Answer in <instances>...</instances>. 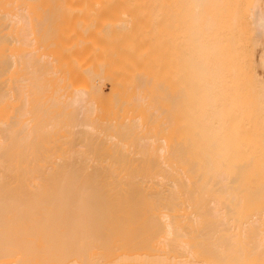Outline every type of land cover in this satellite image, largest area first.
Instances as JSON below:
<instances>
[{
	"label": "bare ground",
	"instance_id": "bare-ground-1",
	"mask_svg": "<svg viewBox=\"0 0 264 264\" xmlns=\"http://www.w3.org/2000/svg\"><path fill=\"white\" fill-rule=\"evenodd\" d=\"M133 21L136 26L134 33ZM133 42L136 46L132 54ZM175 175L185 180L187 178V182L181 180L182 186L185 184L183 182H186L187 188L190 183L200 191L211 189L209 194L217 192L216 194H221L222 197H229L227 199L229 201L223 199V201L219 200V203L213 195L212 197L208 195L214 198L213 201H209L213 205H209L208 209V204L205 209L204 205L200 206L203 210H197L199 211L197 214L191 215L190 212V217L186 215L187 219L184 218V221L188 220L186 222L182 220L183 216L180 217L181 221L178 219L175 222L172 221L171 216H168L171 217L170 220L168 218L165 220L164 217L167 215L162 214L159 218L163 217L165 223L169 220L165 229L160 225L161 220L158 225L149 224L147 220L148 224L145 222L144 225L145 229L150 227L149 234L151 229L160 228L153 233L157 236L165 233L166 237L162 236L165 238L162 240L163 243L166 239L171 241L175 238L176 242L168 241L169 244L168 242L165 244L163 249L164 252L166 250L165 254H161L163 251L161 250L159 255L160 248L156 249L157 255L152 256L155 249L152 248L151 254L148 255L147 250L148 253L143 250L140 253L141 248H136L138 251L135 252L139 254L138 257L137 255L134 257L132 248L131 256L130 254L127 256L130 258L124 257L123 260V257L118 255L119 252L115 253L117 251L115 246V257L110 261L108 255L101 261H110L107 264H264V0H138L137 16L131 11V0H0V186L11 187L18 183L20 185L17 187L33 188L32 185L36 184L37 187L41 183L38 180L40 177H59L60 181L59 178L45 179L40 187L45 186L47 193L51 194V190L61 184L65 189L66 185L67 188L79 185L84 187L86 183L89 186V183H93L91 186H96L97 188L94 189L99 191L98 188L105 185L108 188L109 185L112 186L111 181L116 180L114 184L118 187L116 182L120 184V181L124 180L109 181L110 177H133L136 178L131 179L134 183L125 180L126 182L123 181L120 185L125 187L136 185L137 188L135 183H141L138 185L144 184L145 188H148L147 185L150 183L158 186L162 179L163 187L170 189L171 186L176 185L175 183H180V179L173 182L174 185L169 182L168 178ZM94 176L96 179L105 177L107 179L102 178V180L109 182L95 179V181L90 179V182L86 179L81 180V177ZM12 177L29 179L31 177L34 180L8 179ZM163 178L168 180V186L165 184L167 180ZM45 182L48 185L52 184L50 185L52 188L46 187ZM114 184L110 186L112 189ZM60 186L58 191H62ZM87 186L85 190L87 188L88 192ZM78 188V194L84 191L83 194L86 195L84 188L82 191ZM55 190L57 192L56 188ZM65 190L67 192V189ZM65 192L62 194L65 195ZM68 192L67 197L70 192L75 191ZM54 193L52 195L56 199ZM57 195L59 196V193ZM74 196L75 198L78 196L80 201L84 197L76 194ZM63 198L59 196L68 207L71 198L68 200V205L66 196ZM75 198L72 201L77 200V202L75 204L71 202L70 205H77L81 209L86 203V201L82 203L85 199L80 203L79 199ZM85 198L89 199V196ZM48 199L49 197L43 198L47 200L46 204L37 202L41 205L40 210L38 208L26 210L23 208L25 205L18 206L22 207L19 209L20 213L18 212L20 215L23 210L30 212L25 214L27 216L23 212L27 221L23 220V222L21 219L24 216L21 215V218L17 213L21 219L17 215H15L17 222L15 217L10 219L14 225L17 223L15 229L11 221L7 222L8 219L6 223L0 222L2 225L0 229L3 228V224H6L4 227L9 225L12 226L10 229L16 230L18 222L25 223L22 225L25 228L27 223L30 225L34 223L31 226L36 228L35 230H30L29 227L26 230L21 228L19 230L23 231H19V234L21 232L22 237L26 235L34 238L33 234L36 231H40L38 234L42 235L41 232H45L46 229L47 235H55L45 237L46 240L42 238L43 241L45 240L44 247L40 246L41 243L39 246L42 249L39 252L47 256L50 250L56 249V254L52 251L53 253L51 252L52 254L46 259L47 257L36 252L39 246L37 249L36 246H32L35 245L33 240L30 244L27 240V246L29 244V247L32 246V249L36 250L30 249L28 255V251L24 252L28 250L24 243L26 240H22L20 243L23 246L20 244L19 251L24 248V253L21 252L23 255L19 259L15 255L17 260H20L15 262L14 254L11 256L10 253L15 252L14 248L18 249L19 243H14L17 246L11 243L12 240H16L14 237L17 235L10 230L6 233V228L3 229L4 232L1 230L0 237L5 236V241H9H6L7 244L9 243L8 246L6 245L7 248L11 246L10 248L14 247V250L9 251L8 248V252L1 253L0 258L9 253L11 259L14 258L12 259L14 262L6 257V261L1 259L5 263L0 264H89L91 262L100 264V256L97 255L100 258L98 262L95 261L97 259L95 255L96 259L90 253L88 255V252L85 256L83 252L86 251L81 248L82 246L81 249L77 248V251L81 250L75 252L77 255L74 251L81 242V237L87 235L89 231L84 229L91 227V231H100L99 227L104 218L102 216L106 210H109V206L105 207V210L96 200L99 203V210L104 209V214L97 210L96 205V209L93 208L94 204L93 207L90 204L93 210L91 207L88 210L87 203L86 207L81 209L83 212L78 211L77 207L73 212L66 208L63 212L67 214L62 215L60 209L64 205L60 200L52 199L62 205L56 208L57 203L54 206L50 199V205ZM91 199L92 197L89 200ZM94 199L98 198L94 197L92 200ZM199 199L197 198L198 201ZM16 200L17 205L20 204L17 198ZM78 202L82 206H79ZM16 203L13 201V204ZM74 205L72 207H75ZM13 207L18 210L16 205ZM48 207L51 209L55 207L57 210L54 208L53 211H58L55 213L58 215L53 214V217L51 213L48 214ZM43 208L47 210L44 214ZM10 209L12 210L11 207L7 209L10 211L9 214ZM111 209L110 211L113 212L114 210ZM32 210L34 212L42 210L43 215L38 213L43 217L33 212L36 216L34 217ZM70 212L73 213H71L72 219L75 218V221L71 219ZM84 212L91 217L86 216ZM111 212L109 213L112 214ZM1 213L3 214V211ZM78 213L83 214L87 220L79 219L83 216ZM90 213L93 215L99 213V216ZM116 215L118 213L114 217ZM94 218L96 221L92 220ZM61 219L63 221H59ZM127 220L130 222L131 218ZM125 221H122V227H127L132 222L124 225ZM178 222L181 224H177ZM84 223L87 228L84 227ZM95 225L99 227L96 226L98 227L96 229ZM126 227L125 231H129L127 228L133 226ZM79 231L86 234L82 235L83 233L80 234ZM105 231H102L103 235ZM122 233L121 231L119 234ZM56 234L58 238L61 237L58 241L61 240V243L64 241L68 246L67 250L62 244V249H65L63 254L62 249L60 251L58 247L55 248V245L61 244L60 241V244H57ZM88 235L87 242L84 238L82 242H86V245L89 242L92 245L93 241L90 239L98 236H91L89 232ZM167 235L170 238H167ZM100 236L102 237V233ZM153 236L155 238V235ZM52 237H55V240L54 238L52 240ZM106 237L104 239L107 242ZM9 238L13 239L8 240ZM49 238L56 244L51 243ZM37 239L39 244L41 239L39 236ZM71 239L74 246L77 243L74 250L69 247L71 241L68 240ZM101 240L98 238L97 244ZM124 241L121 240L122 243ZM48 243L52 248L50 245L45 248ZM149 244L154 247L156 242ZM160 244L161 241L157 246ZM167 245L171 246H168L171 250L176 245V252L174 251L173 255L168 254L170 250L167 253ZM127 246L119 251L130 247ZM83 247L90 251L87 246L83 245ZM102 247L105 248L104 245ZM112 250L110 252L114 254ZM2 251L4 252V250L0 252ZM68 251L72 255H69ZM93 252L96 254L93 250L92 255ZM78 253L80 257L83 255L81 262ZM142 253H146V256L141 255ZM30 254L34 255H31L33 259L35 256L40 259V262L37 259L36 261L32 259L34 262L30 261ZM26 255L28 259L25 258L23 262L21 259ZM116 255L120 258L117 259ZM68 256L76 258L65 263L70 259ZM89 257H92V261ZM8 260L11 262H7Z\"/></svg>",
	"mask_w": 264,
	"mask_h": 264
},
{
	"label": "rangeland",
	"instance_id": "rangeland-1",
	"mask_svg": "<svg viewBox=\"0 0 264 264\" xmlns=\"http://www.w3.org/2000/svg\"><path fill=\"white\" fill-rule=\"evenodd\" d=\"M131 11L133 12V14H134L135 16H137V13H138V0H131ZM224 13H225V12H224ZM135 30H136V26H135V22L133 21L132 32L134 33ZM135 46H136V45H135V43L133 42L132 47H131V49H132V54H133V49H134ZM95 177H96V176H94V177H85V178H84V177H81V180L83 179V181H84V179H86V180H89V182H90L91 180H93V181H95V180H96V181L100 180V181H101L102 178H103V177H100V178L97 177V179H96ZM17 178H18V179H17ZM26 178H28V177H26ZM26 178H25V177H24V178H23V177H22V178H21V177H14V178L12 177V178H8V179H9V180H10V179H12V180L17 179V180L21 181V180H23V179L27 180ZM58 178H59V177H58ZM58 178H57V177H56V178H55V177H49V178H47V177H44V178H43V177H40V178H38V180H40L41 183L38 184L39 186L37 185V187L35 186L36 184H35V185H32L33 188H32L31 186H30L29 188H28L27 186H23V187H20V186H19V187H20V188H19V187H17L18 185H20V184H18V183H17V185L14 184V185H16V187H15L14 185H12V186H11L12 188H11L10 186H5L4 188H3L2 186H0V187H1V188H0V198H1V200H0V205H1L0 209H1L2 207H5V209H4V208L1 209V210L3 211V214L1 213V214H0V217H1V215H2L3 217H1V221H0V222L4 221V222L6 223V220H7V219H8L7 222H9V221H11V220H10L11 218H14V217H15V215H17L18 218H20L21 215H23V212H24V215H25L26 213L30 214L29 211H25V210H23V212H21L22 214L20 215V214H19V213H20V210H19V209L22 208V207H18V206H20V205H21V206L25 205V207L23 206V208L26 209V210H27V209H30V208H31V209H34V210H35L36 208H38V209L40 210V209H41V207H40L41 205H39V204H43V203L46 204V202H47V200H43V198L45 199V198L49 197V199H48V203H49V204H50V201H49L50 199H51V201H53V200L55 199L54 196L52 195V193H54V192H55V193H54V194H55V197H57L56 199H59V196H60L62 199H64L63 196H64V197L66 196V199H65V200H67V205H68V200H70V198H71V200L69 201V205H68V207L65 205V204H66L65 201L62 202V199H59V200H60V202H61L64 206H62L61 204H58L59 202H58V203H57V202H54L56 199H55L53 202H51V204H55V203H57V206H56V204L54 205V206H56V208L62 206L61 209L59 208V209H60V212H61V210H62V213H63L62 215H65L66 212L64 213L63 211H65L66 208H67L66 210H68V211H70V210H71L72 212L75 211V208L77 207V205H74V204H75V202H77V200H73L74 202L72 201V199L75 198V196H74L75 194H76V195H79V197H80V196H84V197H82L81 201H80V199L78 198V196H77L75 199H79V202H80V203L82 202L83 199H85L84 202H82V203H85V201H86L85 205L88 203V205H89V206L87 205L88 207H86V206L83 204L88 210H89V208H90L91 206L93 207V204H94V207H93V208H95L96 206H97L96 208H98L99 206L102 205L101 208H104L105 210H106L105 207L108 208V206H109V210H106V212H107V211L111 212L110 209L112 208L111 210H112V211L114 210V211H113L114 213L111 212L112 214H110V213L108 212V214H106V212H105V214H104V209H103V211H102V210H99V208L97 209V210L101 211L102 214H104V216H102V217H104V218H103V220H102V222H101V223L103 224V226H102V224L100 225L101 227L98 226V225H99V224H98V220H97V224H98V225H95V228H96V226H98L99 229H100V231H99V230H93V228H92V230L95 232V234H94V232L91 231V227L88 229V228L86 227V225H85L86 223H84V225H85L84 227L87 228V229H84V228H83V229H84V230H87V231L89 230L88 232H89V234H91V236H92V235H93V236L96 235V236H98L99 240H101V238H102L101 242L98 241V242H100V243H98L99 245H98L97 242H96V240H98L97 237H94V238H93L94 240H93L92 238L90 239V240L93 241V242L91 241V242L93 243L92 245H91L89 242H88L87 245H86V244H85V243L87 242L86 239L89 238V237H87V236H89V235H88V232H87V235H85L84 237H81L82 235H84V233L86 234V232H84V233L82 232V231H84L83 229H82V231H79V232H81L80 234L83 233V234L80 236V237H81V239H80L81 242L78 241V240H79V239H78L79 237H78L77 235H75V236H77V238L74 236V238L78 239V240H74V242L77 241V242H80V243H81V244L78 243V246H76L77 243L75 244L76 249H75V251H74V254L77 255L76 253H77V252H80V251H81V250H80L81 248H82V249L84 248V250L86 251V253L83 252L84 255H85V254L87 255V252H88V255H89V253H90L91 256H94V255H95V256H97V255L100 256L101 259H100L98 256H97V259H96V257L94 256V258L96 259L95 261H97V260H99V259H100V261H101L102 259H106V257H108V255H110V256H109L110 258H109L108 260L111 261V258H112V257H115V253H116V252H117V253L119 252L118 255H119V256H122V257H123L122 259L124 260V259H125L124 257H127L129 254H130V256H131V251H130V250H131L132 248H133V249H132V251H133L132 253H135V254H133L134 257H135V255H137V257H138L139 252L141 253V252H143V251H145V252L148 251V252H149L148 255H150L151 252H152V251H151L152 248H153V250L155 249V251H156V249H159V248H160V249L158 250L159 255H160V251L164 249L165 244H166L169 240L166 239V242L163 243L164 241L162 242V240H165L164 237H166V236H164L165 233H164V234L162 233L163 235L161 234V235L164 236V237H162V236H160V235L157 236L156 233H155V234L153 233V231L155 232V231L159 230L160 228L157 229V230L151 229V233L149 234V232H150V229H149V228H150V227H148L149 230H148V229H145V225L148 224V222H149V224H150V223H151V224H152V223H155V224L158 225L159 220H161V221H160V223H161L160 225H162L163 228L165 229V228H167L166 225H167V223L169 224V220L171 219V217H172V221L174 220L175 222L178 221V219L181 221V218H182V220L184 221V218H185V217H186L185 219H187V216H186V215H188V218H189V217H190L189 215H190L191 213H192L191 215H193V214H197V213H199V211L197 212V210H200V209H201V211H202V210H203V208H201V207H203L202 205H204V209H205V208H206V205L208 204V207H207V209H208V208L210 207L209 205L212 204V203H210V202L213 201L214 198H216L217 201H219V200H220V201H223V199H225L226 202L229 201V200H227L229 197L227 198L226 195H225V196H226V198H225V197L220 196L221 194H220V195L216 194L217 192H215V194H214V193L209 194V192L211 191V189H210V191H209V189L207 190V189L204 188L205 190L201 189L202 191H200L197 187H196V189H195V187H192V186H191L192 184H190V183H189V185H190L189 188H187V185H185L186 182H187V181H186L187 178H186V180H185V178H183V177H181V176H179V175H178V176L175 175V176H173V177H169V178H168V179H169V182H170V183L172 182L171 185H174L173 182H176V180L178 181V180L180 179V180H179L180 183H179V182H178V183H175L176 185L171 186L170 189H169L168 187L166 188V186L163 187L164 185H162L161 183H164V182H163L164 180L162 181V179H161V182H160V184H159V185H161V186H159V185H158V186H157V185H151V183L147 185V184L145 183V184L147 185L148 188H145L146 186H144V184H142L141 186L138 185V184H141V183H135V184H137V188H136V185H135V186H128V185H126V187L123 186V185H120V184L123 183V181H125V180H131V179L135 180L136 178L134 179L133 177H131V178H130V177H127V178H122V177H120V178H119V177H116V178H115V177H114V178L112 177V178H111V177H110V178H109V181H110V179H111V180H112V179H124V180H122V182L120 181V184L116 182V184H118V187L114 184L116 180H115V181H111V182H113V184L116 186V188H114V187H115V186H114L113 189L111 188V187L113 186L112 183H109V184H112V186L109 185L108 183H106V184L109 185V188H108L107 185H105V184H104L105 186L102 185V186H104L105 188L107 187L106 189H104V187L98 188V189H100L102 192H101L100 190H99V191L95 190L94 187H96V186H94V187L91 186V185H93V183H89L90 186H91L92 188L88 185V183H86L88 186H87V185H84V187H83V186L81 187V185L78 184L80 187H79V186H75L76 189H75L74 186H72V187H69V186H68V188H67V185H66V188H65V189H67V192H68L69 190H70V191H71V190H72V191H75V192H72V193L70 192V195L68 196L69 198L67 197V195L69 194V192H68V193L65 192V191H66V190L64 189L65 186L62 187L63 184H61V186L59 185L60 188L62 187V191H61V190L58 191L59 186H58V188H57V186H56V187L54 186V187L57 189V192H56V190H55V188H54L53 190H51V191H52V192H50L51 194H48V193H47L48 191H46L47 188H44L45 186H44V187L41 186L42 188L40 187V185L42 184V182L45 181V179H46V180H49V179H50V180H52V179L57 180ZM65 178H66V177H65ZM30 179H31V180H34V179L31 178V177H30ZM30 179L28 178V180H30ZM61 179H62V177H61ZM66 179H68V178H66ZM70 179H71V178H70ZM70 179H69V180H70ZM72 179H74V177H73ZM76 179H77V178H76ZM90 179H91V180H90ZM94 179H95V180H94ZM103 179H107V178L104 177ZM146 179H148V178H146ZM163 179H166V178H163ZM182 179L186 181V182H183V183H185V184H183L184 186H182V184H181V182H182L181 180H182ZM190 179H191V178H190ZM58 180L60 181V178H59ZM63 180H64V179H63ZM79 180H80V179H79ZM133 180H131V182H132ZM166 180H167V179H166ZM170 180H173V181H170ZM188 180H189V179H188ZM66 181H67V180H66ZM102 181L107 182L108 180H107V181L102 180ZM109 181H108V182H109ZM125 182H126V181H125ZM131 182H130V183H131ZM130 183H129V185H131V184L134 183V182H132L131 184H130ZM170 183H169V184H170ZM45 184H47V183L45 182ZM45 184L43 183V185H45ZM59 184H60V183H59ZM125 184H126V183H125ZM165 184H167V186H168V180H167V182H165ZM180 184H181V185H180ZM50 185L52 186V184H50ZM50 185L47 184L46 187H49ZM64 185H65V184H64ZM97 185H98V184H97ZM99 185H100V184H99ZM21 186H22V185H21ZM51 186H50V187H51ZM85 186L89 187V188H88L89 191L92 189V190H91L92 193H91V191H90V192L88 191V192L91 193V194H89V193L87 192V188H86V190H85ZM110 186H111V187H110ZM119 186H121L122 189H121ZM143 186H144V188H143ZM149 186H150V187H149ZM153 186H154V187H153ZM156 186H157V187H156ZM169 186H170V185H169ZM24 187H25V188H24ZM35 187H36V188H35ZM78 187H79V188H78ZM129 187H130V188H129ZM139 187H140V188H139ZM172 187H173V189H172ZM174 187H176V188H174ZM182 187H183V188H186V189H183ZM6 188H7V189H6ZM8 188H9V189H8ZM10 188H11V189H10ZM26 188H27V189H26ZM40 188H41L42 190H41ZM43 188H44V189H43ZM51 188H52V187H51ZM70 188H71V189H70ZM73 188H74V189H73ZM77 188L80 189V191H82V188H84V190H85V192H86V193H85L86 195L83 194L84 191H83V192H80V193L78 194L79 191H77ZM96 188H97V187H96ZM110 188H111V189H110ZM17 189H18V190H17ZM22 189H23V190H22ZM32 189H33V190H32ZM68 189H69V190H68ZM175 189H176V190H175ZM190 189H191V190H190ZM30 190H31V192H30ZM37 190H38V191H37ZM48 190H50V189L48 188ZM186 190H187V191H186ZM197 190H198V191H197ZM1 191H2V192H1ZM94 191H96V193H94ZM5 192H6V193H5ZM62 192H63V193L65 192V195L62 194ZM179 192H180V193H179ZM196 192H197V193H196ZM212 192H213V191H212ZM57 193H59V196L57 195ZM60 193H61V194H60ZM66 193H67V194H66ZM102 193H103V194H102ZM198 193H200L201 196H200ZM218 193H220V192H218ZM73 194H74V195H73ZM87 194H88V195H87ZM93 194H94V195H93ZM95 194H97V195H95ZM98 194L101 195V196H99ZM192 194H193V195H192ZM56 195H57V196H56ZM72 195H73L74 197H73ZM91 195H93V196H91ZM178 195H179V196H178ZM202 195H203V196H202ZM204 195H206V197H204ZM208 195H209L210 197H212L211 195H213L214 198L212 199V198H210ZM223 195H224V194H223ZM1 196H2V197H1ZM20 196L22 197V199H21ZM51 196H53L54 199H53ZM70 196H71V197H70ZM87 196H89V199H90L91 197H92V199H93L94 197H95V198L97 197L98 199H94V200L91 199V200H89V199L87 198V199L89 200V201H88V200L85 198V197H87ZM18 197H19V198H18ZM50 197H51V198H50ZM155 197H156V198H155ZM199 197H201V198L199 199ZM202 197H203V198H202ZM208 197H209L210 199H209ZM3 198H4V199H3ZM13 198H14V199H13ZM16 198L19 200L18 203H20V204H18V205H17V203H16V202H17ZM24 198H26V200H25ZM67 198H68V199H67ZM100 198H101V200H100ZM190 198H191V199H190ZM197 198L199 199L200 202L197 200ZM220 198H221V199H220ZM28 199H29V200H28ZM38 199H39V200H38ZM52 199H53V200H52ZM201 199H202V200H201ZM208 199H209V200H208ZM216 199H215V200H216ZM21 200H22L23 202H22ZM32 200H33V201H32ZM35 200H36V203H35ZM41 200H42V203H41ZM59 200H58V201H59ZM96 200H98V201L100 202V204L98 203V201L96 202ZM181 200H182V201H181ZM210 200H211V201H210ZM225 200H224L223 203H225ZM1 201H2V202H1ZM11 201H12V202H11ZM13 201H14V203H16V204H13ZM15 201H16V202H15ZM25 201H29V202H25ZM56 201H57V200H56ZM87 201H88V202H87ZM90 201H91L92 203H91ZM94 201H95V203H94ZM102 201H103V202H102ZM194 201H195V202H194ZM197 201H198V202H197ZM201 201H203L204 203L201 202ZM209 201H210V202H209ZM220 201H219V203H220ZM9 202H11L12 204L9 203ZM21 202H22V203H21ZM37 202H38L39 204H38ZM64 202H65V204H64ZM71 202L74 203L73 205H74L75 207H72L73 205H70ZM79 202H78V203H79ZM180 202H181L182 205L179 204ZM185 202H186V204H185ZM215 202H216V201H215ZM215 202H213V203H215ZM26 203H27V204H26ZM78 203H77V204H78ZM80 203H79V204H80ZM96 203H97V204H96ZM175 203H176V204H175ZM177 203H178V204H177ZM195 203H196V204H195ZM223 203H222V204H223ZM5 204H7L9 207H7V205L5 206ZM10 204L13 205V206L16 205V207H18V210H17L15 207L11 206ZM32 204H33V205H32ZM36 204H38V205L36 206ZM45 204H44V205H45ZM51 204H50V205H51ZM79 204H78V205H79ZM90 204H92V205L90 206ZM98 204H99V206H98ZM174 204L177 205V206L175 207ZM187 204H188L189 206H188ZM2 205H4V206H2ZM44 205H42V207H45V208H46V206H44ZM60 205H61V206H60ZM95 205H96V206H95ZM106 205H107V206H106ZM110 205H111V206H110ZM147 205H148V206H147ZM172 205H173V206H172ZM186 205H187V206H186ZM194 205H195V206H194ZM196 205H197V207H196ZM212 205H213V204H212ZM38 206H39V207H38ZM47 206H49V205L47 204ZM79 206H82V204H80ZM84 206H83V207H84ZM134 206H135V207H134ZM151 206H152V207H151ZM170 206H171V207H170ZM179 206H180V207H179ZM181 206H182V207H181ZM200 206H201V207H200ZM10 207L12 208V210L10 209V210H11V213L9 214L10 211H8V210H9ZM26 207H27V208H26ZM52 207H53V205H52ZM63 207H65L64 210H63ZM70 207H72V209H71ZM83 207H81V209H82ZM92 207H91V209L93 210ZM126 207H127V208H126ZM167 207H168V208H167ZM187 207H189V208L187 209ZM45 208H43V209H45ZM54 208H55V207H54ZM54 208L51 209V207H48V209H47L48 212H47L46 209H45V210L42 209L43 211H42V210H41V211L43 212V214H44V211H45V213L47 212L48 214L51 213V215L54 217V215H55V216L58 215V214H55V213H58V211H57V212H56V211H55V212L53 211ZM56 208H55V209H56ZM73 208H74V209H73ZM77 208H78L79 210H78V209H76V210H78V211H82V210L80 209V207H77ZM96 208H95V209H96ZM101 208H100V209H101ZM154 208H155V209H154ZM180 208H181V209H180ZM196 208H197V209H196ZM7 209H8V210H7ZM14 209H16L17 212H16ZM31 209H30V210H31ZM49 209H50V210H49ZM83 209H84V208H83ZM158 209H159V211H158ZM171 209H172V210H171ZM1 210H0V212H2ZM4 210H5V211H4ZM34 210H32L31 212L33 213ZM56 210H57V209H56ZM88 210H86L87 213H88ZM92 210H91V213H92ZM116 210H118V211H116ZM136 210H137V211H136ZM150 210H151V211H150ZM153 210H154L155 212H153ZM7 211H8V213H7ZM13 211H14V212H13ZM36 211H37V210H36ZM41 211H38V212L41 213ZM52 211H53V212H52ZM119 211H121V212H119ZM123 211H124V212H123ZM128 211H131V212H128ZM164 211H165V212H164ZM18 212H19V213H18ZM38 212H34L35 215H36V213H37V214H40V213H38ZM60 212H59V213H60ZM72 212H70V214H71ZM82 212H83V211H82ZM95 212H96V211H95ZM95 212H93V214H95ZM158 212H159V213H158ZM172 212H173V213H172ZM174 212H175V214H174ZM190 212H191V213H190ZM194 212H196V213H194ZM5 213H7V214H5ZM17 213L20 215V217H19V215H18ZM32 213H31V214H32ZM34 213H33V215H34ZM68 213H69V212H68ZM91 213H90V214H91ZM117 213H118V215H116V216L114 217V215L117 214ZM119 213H120V215H119ZM121 213H122V214H121ZM123 213H124V214H123ZM127 213H128V214H127ZM129 213H130V214H129ZM132 213H134V214L131 215ZM155 213H156L157 215H156ZM176 213H177V214H176ZM179 213H180V214H179ZM187 213H188V214H187ZM8 214H9V215H8ZM13 214H14V216H13ZM41 214H42V213H41ZM41 214H40V215H41ZM43 214H42V215H43ZM53 214H54V215H53ZM66 214H67V213H66ZM72 214H73V213H72ZM72 214L70 215V216H71V219H72ZM78 214L83 216V214H80V213H78ZM84 214H85V212H84ZM93 214H91V215H93ZM97 214H98V215H97ZM135 214H136V215H135ZM162 214H163V216H164V214L167 215V217L165 216L166 218L164 217L165 220H167V218H168V219L170 218V219L168 220V222L166 221V223H165V222H164L165 220L162 219L163 217H162V218H159V217H161ZM173 214H174V215H173ZM5 215H6V216H5ZM24 215H23V216H24ZM35 215H34V217H36ZM42 215H41V216H42ZM51 215H49V216H51ZM59 215H61V213H60ZM62 215H61V216H62ZM68 215H69V214H68ZM79 215H78V216H79ZM85 215H86V214H85ZM96 215L99 216V213H96ZM96 215H93V216H96ZM109 215H110V217H108ZM112 215H113V217H112ZM121 215H122V216H121ZM127 215H128V216H127ZM154 215H156V216H154ZM175 215H176V217H175ZM8 216H9V217H8ZM17 216H16V217H17ZM25 216H27V215H25ZM25 216L23 217L24 219H23L22 217H21L22 219H21V218H20V219H21L22 221H23V220H26V221H27V219H25ZM29 216H30V215H29ZM45 216H48V215H45ZM70 216H69V217H70ZM74 216H76V215L74 214ZM86 216H88V215H86ZM93 216H92V217H93ZM123 216H125V217L127 216L128 218L126 217V218L124 219ZM131 216H132V217H131ZM150 216H151V218H150ZM157 216H158V218H157ZM168 216H171V217H168ZM173 216H174V217H173ZM178 216H179V217H178ZM181 216H183V217H181ZM4 217H5L6 219H5ZM7 217H8V218H7ZM16 217H15V220H16ZM39 217H40V216H39ZM42 217H43V216H42ZM59 217H60V216H59ZM66 217H68V216H66ZM88 217H91V216H88ZM88 217H87V218H88ZM100 217H101V216H100ZM106 217H108L109 219H108V218L106 219ZM111 217H112V218H111ZM143 217H144V218H143ZM180 217H181V218H180ZM3 218H4V220H3ZM28 218H29V217H28ZM48 218H49V217H48ZM51 218H52V217H51ZM62 218H63V217H62ZM77 218H78V217H77ZM96 218H98V217H96ZM114 218H115L116 220H115ZM130 218H131V221H132V222L130 221L131 223L127 220V219L130 220ZM146 218H147V219H146ZM54 219H56V218H54ZM64 219H66V218H64ZM73 219H74V221H75V218H73ZM73 219H72V220H73ZM79 219H86V218H85L84 216L81 218V216H80ZM110 219H111V220H110ZM12 220H14V219H12ZM21 220H20V221H21ZM28 220H29V219H28ZM86 220H87V219H86ZM86 220H85V222H86ZM88 220H90V219H88ZM92 220L96 221L95 218L92 219ZM92 220H91V221H92ZM99 220H101V218H100ZM112 220H115V221L118 222V223H116L115 221L112 222ZM120 220H121V221H120ZM124 220H126L125 223H124V225L130 223V225L128 224L127 227H130V226H131V227L133 226V227H132V228H129V229H128L126 226L122 227V226H123L122 224H123ZM134 220H135V221H134ZM136 220H137V221H136ZM147 220H148V222H146ZM18 221H19V219H18ZM35 221H36V220H35ZM37 221H39V219H37ZM37 221H36L35 223H37ZM40 221H41V220H40ZM59 221H63V220L61 219V220H59ZM78 221H79V220H78ZM82 221H83V220H82ZM82 221H80V222H82ZM91 221H90V222H91ZM105 221H106V223H105ZM122 221H123V222H122ZM142 221H143V225H142ZM183 221H182V223H183ZM186 221H188V220H185L184 222H186ZM11 222L13 223V221H11ZM11 222H10V223H11ZM15 222H17V220H16ZM23 222H24V221H23ZM32 222H33V221H32ZM87 222H88V221H87ZM92 222H93V221H92ZM92 222H91V223H92ZM107 222H108V225H107ZM127 222H128V223H127ZM145 222H146V224H145ZM12 223H11V224H12ZM30 223H31V222H30ZM93 223H94V222H93ZM99 223H100V221H99ZM110 223H114V224H110ZM120 223H121V224H120ZM133 223H134V224H133ZM170 223H171V222H170ZM173 223H174V222H173ZM173 223H171V224H173ZM8 224H9V223H8ZM11 224H10V225H11ZM24 224H25V223L20 224V222H18V227L16 228L17 231H16V230H13V229H15L14 226H17V223H16L15 225H14V223L12 224V225H13V229H10V227H12V226H9V225H8V227H4L6 224H3V225H4L3 228L0 229V232H1V230H2V232H4L3 229L6 230V228H7V230L5 231L6 233H8V230H10L11 233H12V231H14V232H15V235H17L16 237H14V238H16V240H14V241L12 240L13 238H12V239H11V238L8 239V240H10V239L12 240L11 243L13 242V245H14V246H17V245L14 244V243H16V242H17V244L19 243V244H18V249H17V248H14V247L12 246V247L15 249V252L12 251V253H10V255H11V254H14V258H15V260H16L15 262H20V260H17V258H18V259L21 258V256L23 255L24 252L28 251L27 254L29 255V250H30V249H31L32 251H34L35 249H34V248L32 249V246H33V247H34V246L37 247V246H39V245L42 243V244L40 245V246L42 247L43 244H44L43 242L48 238L47 236L50 235V234H49V235L46 234V229H45V232H43V231L41 230V231H42V232H41L42 235H41V234H40V235L38 234V232H40V231H38V232L36 231V233L33 234V235L35 236L34 238H31V236H26V235H24V236L22 237V236L20 235L21 232H20V234H19V231L26 230V228L28 229V227L30 228V230L34 229V228L31 226V225H33L34 223H32L31 225H30L29 223H27V224H26V226H27L26 228H25L24 226H22V225H24ZM81 224L83 225V223H81ZM95 224H96V223H95ZM104 224H105V225H104ZM109 224H110V225H109ZM115 224H116V225H115ZM118 224H119V227H118ZM131 224H132V225H131ZM144 224H145V225H144ZM174 224H175V223H174ZM177 224H181V222H178ZM20 225H21V226H20ZM28 225H29V226H28ZM106 225H107V226H106ZM134 225H135V226H134ZM1 226H2V225H0V228H1ZM30 226H31V227H30ZM105 226H106V227H105ZM147 226H148V225H147ZM147 226H146V227H147ZM152 226H153V225H152ZM162 226H161V228H162ZM34 227H36V226H34ZM41 227H42V225H41ZM44 227H45V226H44ZM98 227H97V228H98ZM104 227H105V228H104ZM111 227H112V228H111ZM125 227H126L127 230H129L130 232H129V231H125V230H126V229H124ZM136 227H138L139 229L136 228ZM143 227H144V228H143ZM157 227H159V226H157ZM157 227H156V228H157ZM21 228H23V230H19V229H21ZM24 228H25V229H24ZM80 228H81V227H80ZM97 228H96V229H97ZM101 228H102V231L107 230V231L104 232V235H103V232L101 231ZM103 228H104L105 230H104ZM106 228H107V229H106ZM114 228H115V230H114ZM117 228H118V229H117ZM119 228H121V230H120ZM141 228H142V229H141ZM152 228H153V227H152ZM35 229H36V228H35ZM35 229H34V230H35ZM48 229H49V228H48ZM108 229L111 230V231H108ZM116 229H117L118 231H117ZM122 229H123V230H122ZM143 229H144V230H143ZM164 229H162V230L164 231ZM80 230H81V229H80ZM141 230H142V231H141ZM145 230H146V231L148 230V231H147L148 233H147ZM97 231H99V233H98ZM114 231H115V232H114ZM116 231H117V232H116ZM121 231H122L123 233H122V234H119ZM96 232H97V234H96ZM106 232H107V233H106ZM109 232H111V233H109ZM158 232L161 233L162 231H158ZM6 233H5V235H6ZM11 233H10V234H11ZM22 233H24V232H22ZM32 233H33V231H32ZM101 233H102V237L100 236ZM116 233L119 234V235H118L119 237L116 236V235H117ZM166 233H167V231H166ZM29 234H30V232H29ZM74 234H75V233H74ZM76 234H77V233H76ZM99 234H100V235H99ZM114 234H115V235H114ZM142 234H143L144 236H143ZM147 234H148V235H147ZM158 234H159V233H158ZM44 235H45V236H44ZM52 235H55V234H52ZM52 235H50V237H51ZM58 235H59V233H58ZM58 235L56 234V236H57L56 241H58V239H61V237L58 238ZM123 235H124L125 237H124ZM153 235H155V238H154ZM170 235H171V234H169V236H170ZM1 236H2V234H1ZM6 236H7V235H6ZM38 236H39V238L41 239V240L39 241V242H40L39 244H38V239H37ZM41 236H42V237H41ZM43 236H44V237H43ZM56 236H55V237H56ZM59 236H60V235H59ZM72 236H73V235H72ZM72 236H71V237H72ZM103 236H104V237H103ZM106 236H107V237H106ZM115 236H116V237H115ZM120 236H121V237H120ZM127 236H128V237H127ZM134 236H135V238H134ZM140 236H141V238H140ZM152 236H153V237H152ZM167 236H168V235H167ZM169 236H168L167 238H170ZM171 236H172V235H171ZM7 237H9V236H7ZM20 237H21V239H18V238H20ZM28 237H30V238H28ZM45 237H47V238L45 239ZM55 237H52V240H53V238H54V240H55ZM105 237H106V239H108V240H111V241L114 240L113 243H111L112 245H110V242H111V241L109 242V241L107 240V242H108V244H109L110 247H109V246L107 247L108 244H107L106 240L104 239ZM113 237H115V238H113ZM136 237H137V240H136ZM138 237H139L140 239H139ZM142 237H143V238H142ZM151 237H152V238H151ZM157 237H158V238H157ZM172 237L174 238V236H172ZM1 238H2V237H0V239H1ZM3 238H4V241H2ZM3 238H2V240H0V243H1V244L3 243L2 245L0 244V248H3V249H1V250H4V252L2 251V252H0V254H1V253L8 252V250H7L8 248H9V251L14 250L13 248H12V249L10 248L11 246L7 248L8 244H9V243L7 244V242H9V241H7V240H6L7 242L5 241V236H3ZM22 238H23V239H22ZM27 238H28V239H27ZM35 238H36L37 240H36ZM42 238L45 239V240L43 241ZM82 238H84L86 242H82V241H84V239H82ZM95 238H96V239H95ZM116 238H117L118 240H117ZM123 238H124V239H123ZM148 238H151V239H148ZM163 238H164V239H163ZM34 239H35V240H34ZM72 239H73V237H72ZM72 239H71V240H68V241H71V242H69V247H70V249L73 248L72 250H74L75 246L73 245V241H72ZM115 239H116V241H115ZM120 239H121L122 241H123V240H125V241L122 243ZM145 239H147V240H145ZM153 239H154V242H153ZM160 239H161V240H160ZM174 239H175V238H174ZM174 239L171 240L172 242H171V241H169V242L173 243V242L175 241ZM22 240H26L24 243H26L27 240H28L29 242H27V243H29V244H30V242H32V240H33V241L35 242V245L32 243L33 245H32L31 247H29V244H28V246H27V243H26L25 246H27L28 250H25V251H24V250H23L24 248L22 247L23 245L20 243ZM49 240H50L51 243L54 242V241H52L50 238H49ZM62 240H63V239H62ZM103 240H105V243L103 244L105 248H103V247H102L103 245H101L102 242H103ZM135 240H136V241H135ZM149 240H150V242H149ZM155 240H156V241H155ZM157 240H159V241H157ZM59 241H60V243H61V240H59ZM59 241L57 242V244H60ZM119 241H120L121 243H119ZM126 241H127V242H126ZM137 241H138V243H137ZM147 241H148L149 243H155V242H156V244H157V242H158L157 245H159V243H160V241H161V244H160V246H157L156 244H155V246L152 245V246L155 247V248H154V247H151V244H149ZM36 242H37V245H36ZM62 242H63V243H61L59 246L55 245V244H56L55 242H54L55 244H54V243H53V244L55 245V248L58 247L59 250L61 251V249H62V247H63L62 244H64V243L66 244V242H64V241H62ZM116 242H117V243H116ZM146 242H147V244H146ZM169 242H168L167 244H169ZM175 242H176V241H175ZM94 243H95V244H94ZM128 243L131 244V245H133L134 247L131 246V245H129ZM141 243H143V244H141ZM162 243H163V244H162ZM20 244L22 245V246H21V249L23 248L22 251H19V249H20ZM45 244H46V243H45ZM65 244H64V245H65ZM67 244H68V243H67ZM79 244H80V246H79ZM88 244H89V245H88ZM106 244H107V245H106ZM113 244H114V245H113ZM118 244H119V245H118ZM139 244H141L142 246L139 245ZM174 244H175V243H174ZM6 245H7V246H6ZM10 245H12V244H10ZM48 245H50V243H48L47 245H45V248H46ZM61 245H62V246H61ZM71 245H72V246H71ZM83 245H84V246H87V248H90V251H89V249H85L86 247H83ZM90 245H91V247H88V246H90ZM97 245H98V246H97ZM117 245H118V246H117ZM123 245H124V246H127V245L130 246L129 248H127L128 246L125 247V249L127 248L129 251H128L127 249H126L127 251H126V250H123L124 252H126V254H124V252H123L122 250L119 251L120 249H123V248H124ZM40 246H39V249H38V247H37L38 250H37V251L35 250V251H36L37 253H39L41 256H43V255L41 254L42 252H41V253L39 252V251L42 249ZM52 246H53V245H52ZM65 246H66V245H65ZM81 246H82V247H81ZM94 246H95V247H94ZM112 246H113V247H112ZM115 246H116V247H115ZM147 246H148V247H147ZM156 246H157L158 248H157ZM161 246H163V248H161ZM168 246H170V245H167V246H166V247H167V253H168V250H170L171 252H169L168 254L171 253L170 255H173V254L176 252V251H175V250H176V249H175V248H176V245H175V248H174V249L172 248V250H171V248L168 249ZM43 247H44V246H43ZM50 247H51V245H50ZM60 247H61V248H60ZM67 247H68V246H66L65 248H67ZM71 247H72V248H71ZM80 247H81V248H80ZM92 247H93V250L95 251L96 254H94V252H93V255H92V251H93V250H92ZM106 247H107V248H106ZM114 247L116 248L117 251H115ZM120 247H121V248H120ZM170 247H171V246H170ZM172 247H173V246H172ZM51 248H52V247H51ZM55 248H53V249H55ZM58 248H57V249H58ZM77 248H80V249H79L80 251H77ZM101 248H102L104 251H103ZM108 248H109V249H108ZM111 248H113V250H112ZM136 248H137V249H140V248H141V249L139 250L138 254L136 253V252L138 251ZM142 248H145V249H142ZM147 248H148V249H147ZM43 249H44V248H43ZM46 249H47V248H46ZM46 249H45V251H47ZM63 249H64V248H63ZM63 249H62V251H61L62 254H63L64 251H65V249H64V251H63ZM95 249H97V250H95ZM98 249H99V250H98ZM106 249H107V250H106ZM110 249L112 250L113 253H114V251H115V253L112 254V253L110 252V251H111ZM1 250H0V251H1ZM6 250H7V251H6ZM48 250H49V249H48ZM55 250H56V249H55ZM55 250H50V251H51V252H52V251L55 252ZM59 250H58V252H60ZM67 250H68V248H67ZM84 250H83V251H84ZM100 250H102L103 252L100 251ZM142 250H143V251H142ZM146 250H147V251H146ZM16 251L19 252V253H17ZM23 251H24V252H23ZM43 251H44V250H43ZM70 251H71V250H70ZM97 251H98V252H97ZM105 251H106V252H105ZM107 251H108V254H107ZM135 251H136V252H135ZM155 251L152 252L151 256H152L153 254H154V255H157L158 252H157V251L155 252ZM174 251H175V252H174ZM13 252H14V253H13ZM21 252H23V253H21ZM36 252H35V253H36ZM51 252H49V253L52 254L53 252H52V253H51ZM66 252H67V251H66ZM71 252H73V251H71ZM75 252H76V253H75ZM101 252H102V254H101ZM109 252H110V253H109ZM121 252H123L124 255H123V254L120 255ZM148 252H147V253H148ZM154 252H155V253H154ZM161 252H162L161 254H165L166 250H165V252H164V250L161 251ZM173 252H174V253H173ZM31 253H32V252H31ZM35 253H34V255H35ZM46 253H47V252H45V254H46ZM68 253H69V251H68ZM167 253H166V255H167ZM6 254H8V256H9V253H6ZM6 254H5V256H3L4 258H3V257L0 258V263L3 262L4 260L6 261L7 258H10L11 261H12V259L14 260L13 257H12V259H11V257H10V256H9V257L6 256ZM25 254H26V253H25ZM47 254H48V253H47ZM50 254L47 255V256L44 255L45 257H47L46 259H48V256H50ZM54 254H56V252H55ZM59 254H61V253H59ZM59 254H57V256H60V257H61V255H59ZM70 254L72 255V253H69V255H70ZM80 254H81V253H80ZM2 255H3V254H2ZM15 255H16L17 258L15 257ZM31 255H33V254H30V257H31ZM34 255H33V256H34ZM40 255H38V256H39L38 258H40ZM65 255H67V253H66ZM65 255H64V258H66ZM86 255H85V256H86ZM101 255H102V256H101ZM105 255H106V256H105ZM113 255H114V256H113ZM141 255H145V256H146V253H142ZM141 255L139 256V258L141 257ZM148 255H147V256H148ZM11 256H12V255H11ZM24 256H25V255H24ZM33 256H32V257H33ZM44 256H43V257H44ZM57 256H54V257H57ZM73 256H74V255H73ZM78 256L80 257L79 253H78ZM82 256H83V255H82ZM82 256L80 257L79 261L81 260ZM85 256H84V257H85ZM119 256L116 255L117 259H118ZM130 256L127 257V258H130ZM133 256H132V257H133ZM6 257H7V258H6ZM28 257H29V256H28ZM32 257H31V259H29L30 261L33 259ZM43 257H42V259H43ZM51 257H53V255H52ZM51 257H50V259H51ZM68 257H69V256H68ZM79 257H78V258H79ZM87 257H88V256H87ZM132 257H131V258H132ZM25 258H27V255H26V257H22L21 260L24 262ZM61 258H62V257H61ZM61 258H60V259H61ZM69 258H70V259H69ZM69 258H68L69 260H66L65 263H67V261L74 260V258H76V257H73V258H72V257H69ZM71 258H72V259H71ZM89 258H90V257H89ZM91 258H92V257H91ZM91 258H90V260H91ZM98 258H99V259H98ZM119 258H120V257H119ZM1 259H2L3 261H2ZM27 259H28V258H27ZM34 259H35V261H36L37 257L35 256ZM34 259H33V260H34ZM42 259H41V260H42ZM44 259H45V258H44ZM46 259H45V260H46ZM66 259H67V258H66ZM83 259H84V258H83ZM114 259H116V258H114ZM117 259H116V260H117ZM10 260H8L7 262H11ZM33 260H32V262H34ZM37 260H38V259H37ZM45 260H44V261H45ZM58 260H59V259H58ZM64 260H65V259H64ZM84 260H85V259H84ZM128 260H129V259H128ZM44 261H43V262H44ZM59 261H60V260H59ZM59 261H58V262H59ZM61 261H62V260H61ZM75 261H76V259H75ZM82 261H83V260H82ZM88 261H89V260H87V262H88ZM91 261H92V260H91ZM93 261H94V260H93ZM103 261H104V262H103ZM103 261H101V263H100V262H99V263H100V264H102V263H103V264H104V263L107 264L108 262H110V261H107V260H106V262H105V260H103ZM112 261H113V259H112ZM13 262H14V261H12V263H13ZM26 262H27V261H26ZM38 262H40V259L38 260ZM41 262H42V261H41ZM62 262H63V261H62ZM70 262H71V261H70ZM76 262H77V261H76ZM80 262H81V261H80ZM84 262H85V261H84ZM87 262H86V263H87ZM97 262H98V261H97ZM3 263H5V262H3ZM88 263H89V262H88ZM91 263L94 264V262H91ZM91 263H89V264H91ZM95 264H97V263H95Z\"/></svg>",
	"mask_w": 264,
	"mask_h": 264
}]
</instances>
